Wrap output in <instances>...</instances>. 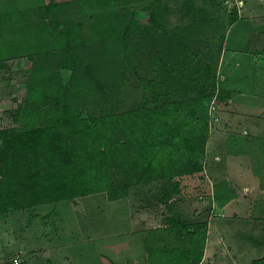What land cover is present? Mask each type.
Masks as SVG:
<instances>
[{
	"label": "rangeland",
	"instance_id": "obj_1",
	"mask_svg": "<svg viewBox=\"0 0 264 264\" xmlns=\"http://www.w3.org/2000/svg\"><path fill=\"white\" fill-rule=\"evenodd\" d=\"M237 4L0 0V128L50 123L56 100L70 113L109 117L157 91L167 107H188L198 94L174 88L175 54L188 71L206 72L207 62L216 75L202 93L211 98L201 171L176 176L173 191L166 177L117 190L116 174L108 190L0 212V264H164L158 248L189 246L174 214L205 231L198 264L264 255V74L232 77L236 89L220 68L227 40V50L247 51L245 71L260 63L264 0H245L243 13L258 11L233 21Z\"/></svg>",
	"mask_w": 264,
	"mask_h": 264
},
{
	"label": "trees",
	"instance_id": "obj_2",
	"mask_svg": "<svg viewBox=\"0 0 264 264\" xmlns=\"http://www.w3.org/2000/svg\"><path fill=\"white\" fill-rule=\"evenodd\" d=\"M235 7L230 11L233 21L238 18ZM182 59L175 54L178 65L168 73L180 76L171 79L174 88L197 90L188 107L179 103L167 107L157 100V91L151 101L145 95L137 108L109 117L99 111L70 113L65 101L56 100L50 123L0 128V212L108 190L116 174L121 176L117 190L166 177L173 191L178 185L176 176L201 171L210 134L208 105L203 101L211 98L202 93L216 75L207 62L202 63L206 72L188 71ZM169 220L185 231L189 246L160 247L161 260L164 264H198L205 231L192 229L180 214ZM251 264H264V255Z\"/></svg>",
	"mask_w": 264,
	"mask_h": 264
},
{
	"label": "crops",
	"instance_id": "obj_3",
	"mask_svg": "<svg viewBox=\"0 0 264 264\" xmlns=\"http://www.w3.org/2000/svg\"><path fill=\"white\" fill-rule=\"evenodd\" d=\"M245 6V4H244ZM243 9V8H242ZM242 9H239L238 15L241 17V15H248L251 16L252 13L256 14V12L258 10H249L246 11L245 13H243L244 11H242ZM252 19V17H251ZM238 20V19H237ZM253 20V19H252ZM236 21V20H235ZM253 25V24H252ZM243 27V26H242ZM244 28V27H243ZM254 33V32H251ZM240 43V41H238ZM229 40H227V47L225 46L224 50L222 51V57L220 58V68L226 72V74L228 75V79L230 80L228 86L232 87V88H238L237 87V83L234 84L235 82L231 80L232 77L236 78L239 75H241L242 73L246 74V76L248 75V71L251 72V74H253V78L256 79L257 75L260 74H264V55H262V58L259 59L260 63H257L254 65H250V70L245 71V63L247 61V51H241V47L238 44V46L236 47H232L230 48L232 51L227 50ZM241 45H244V38L240 43ZM240 50V51H239ZM236 57V58H235ZM259 62V61H258ZM225 77V76H224ZM233 82V83H231ZM228 87V88H229ZM236 94V93H235ZM242 95V94H237V96Z\"/></svg>",
	"mask_w": 264,
	"mask_h": 264
},
{
	"label": "built area",
	"instance_id": "obj_4",
	"mask_svg": "<svg viewBox=\"0 0 264 264\" xmlns=\"http://www.w3.org/2000/svg\"><path fill=\"white\" fill-rule=\"evenodd\" d=\"M237 2H238V4H237V6L239 7V9H240V7L241 6H244V4H245V0H237Z\"/></svg>",
	"mask_w": 264,
	"mask_h": 264
}]
</instances>
